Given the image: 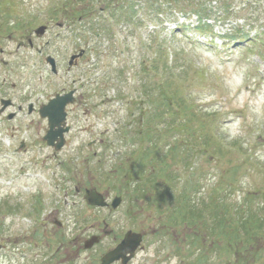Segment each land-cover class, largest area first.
<instances>
[{
  "label": "rangeland",
  "instance_id": "obj_1",
  "mask_svg": "<svg viewBox=\"0 0 264 264\" xmlns=\"http://www.w3.org/2000/svg\"><path fill=\"white\" fill-rule=\"evenodd\" d=\"M41 24L47 29L36 35ZM230 34L247 37L235 41ZM80 47L84 56L68 67ZM47 55L55 59V74ZM144 76L180 89L169 103L195 113L199 122L186 123L189 132L159 137L156 125L171 120L147 122L158 96L141 95ZM0 88L21 104L76 89V102L67 107L70 131L57 151L43 140L47 124L38 114L7 120L0 113V264H99L128 230L143 235L129 264H236V255L263 261L264 238L238 254V240L230 248L209 235L206 209L225 193L236 206L251 198L253 207H264V0H0ZM123 127L129 139L120 136ZM205 135H215L221 147L205 151ZM234 141L252 161L242 162ZM222 148L224 157H208ZM141 152L164 157L168 166H142ZM151 174L156 188L183 189L198 202V218L170 222L169 203L158 195L157 205L131 202L132 187L122 178ZM86 188L122 202L115 210L93 207L83 197ZM91 235L100 240L85 249Z\"/></svg>",
  "mask_w": 264,
  "mask_h": 264
},
{
  "label": "trees",
  "instance_id": "obj_2",
  "mask_svg": "<svg viewBox=\"0 0 264 264\" xmlns=\"http://www.w3.org/2000/svg\"><path fill=\"white\" fill-rule=\"evenodd\" d=\"M169 67H172V66H169ZM172 74H173L174 79L177 81L176 83L184 82V80H182L179 75L177 76V74L175 73H172ZM139 91L142 92L143 96L147 98L148 101L150 99L151 93L154 92L155 95L158 96L157 106H155L154 108V113L151 116H149L147 120L148 123L149 122L153 123L152 117H156V118L168 117V119L171 120L170 122L167 120L166 121L167 124L165 126H162V125L159 126L158 124L156 125L157 129L155 132H157L159 137L162 136L163 138H167L166 137L167 132L170 135H172L174 131L178 133L188 131L186 123L187 124L191 123L192 120L199 122V119L196 117L193 111H190L191 108L188 105L182 104V106H178V103H177L176 105L177 108L176 109L172 108L174 107L175 104L173 105V102L172 104H170L169 101L177 100L176 98H179L177 95H180L181 93H180V89L178 88H174V90H171L170 84L168 83V81L166 80L161 81L160 78H158L157 83H155L153 82L151 76H147L140 82ZM176 119L177 120L180 119L179 120L180 123L176 122ZM179 125H181L182 127H178ZM209 127L210 126H208L207 128ZM121 134L123 138H126L128 135V132L122 131ZM151 138L154 139L153 136H151ZM153 143H150L147 146V148L151 146L154 147ZM218 143H219V140L217 139L215 135H205L204 140H203L204 150L208 151L211 148L221 147ZM230 146L233 149H235L236 152L237 151L242 152L241 145H237V141H234ZM188 149H189V152L191 153L192 147H188ZM174 151L176 154L179 153L177 152L178 150L176 148H174L172 152ZM234 153L231 152L230 154L233 155ZM202 154H205V153H202ZM214 154H217L216 157H218V155L224 157L228 153H225L223 151V148L222 150L212 149L209 152L208 157L214 158ZM185 158L186 157H184V159ZM188 158H189V155L182 162L184 164H187L189 162ZM137 159L141 160L142 166H146V167L150 166L152 170H156L155 164H159V165L161 164V166L167 165L164 160V157H161V156L157 158L152 157L150 152L148 153L141 152L138 155ZM247 159L248 158L244 157V160L242 162L247 161ZM231 170L233 172H236L239 170V168L233 167ZM151 176L152 178L147 179V180L143 178H139V179L122 178L125 185H130V187H132V192L130 194L131 202H133V200H139L140 198V199L150 201L149 203L151 204L152 203L156 204L157 195H158L160 198L159 200H161L160 201L161 203H165V201L169 203L167 205L168 208H167L166 215L170 222L178 221L179 216H183V220L186 223H188V221L185 218L186 216L187 218H190L192 220H196V218H198L197 211L199 209H196L198 202H195L194 200L190 199L188 194L183 189L181 191L180 190L177 191V194H176L168 186H163V188L162 186H159L158 188H156L155 186L158 183L157 175L151 174ZM129 181H132V182L129 183ZM147 182H149L150 184H147ZM224 182H227V180L222 179L219 182V184L223 186ZM173 190H176V188ZM227 191L229 190L227 189ZM150 192L154 194H150ZM224 195H227V194L225 193L223 195L222 194L219 195L217 200L214 199V202H213V199H211V201L208 202L209 207L206 206L207 207L206 210L209 211L208 215L211 217L210 224L209 223L207 224V226H209V235L212 236L214 240L217 238H221V241L224 240L225 243L227 242L228 245H230V248L233 247V242L235 240H238V242H240V245L238 246L235 245V246L237 249L236 253L240 254L242 251L247 250L246 245L248 246L249 244H253L254 242L258 241V239L264 238V230H262V227L264 226V223H263L264 222V207H259V205L257 204H256V207H253V204H252L253 200L251 198H245L240 206H236L235 204H233L232 201H227ZM173 201H175L176 203L174 204ZM201 204H204V201ZM231 210H232V213L235 215L229 216V218H225L224 214L230 213ZM36 211H39V209H36ZM205 213L207 214L206 211ZM237 214H238V217H237ZM203 238L204 237L202 236L201 241L203 240ZM201 241L198 242V244H201ZM198 255H201V254L198 253ZM236 256L237 257L235 259H237V262L239 260H242L240 264H256L254 261H251L250 256H247V257L244 256L243 258H240V255H236ZM252 257L254 258L255 261L263 258V256L261 255H252ZM237 262L235 263L237 264ZM260 264H264V259Z\"/></svg>",
  "mask_w": 264,
  "mask_h": 264
},
{
  "label": "water",
  "instance_id": "obj_3",
  "mask_svg": "<svg viewBox=\"0 0 264 264\" xmlns=\"http://www.w3.org/2000/svg\"><path fill=\"white\" fill-rule=\"evenodd\" d=\"M45 30V26H40L36 29L37 34H42ZM47 60L51 64L52 70L55 71V62L53 58L47 57ZM72 92L60 96L56 95L54 98L50 99L46 105H43L40 109L41 116L47 117L48 120V130L44 136L45 140L49 145H54L56 149H59L63 144V132L68 130V127H63L65 122V106L67 103L71 102ZM7 105L6 103L4 106ZM57 138V143L54 144L53 141ZM85 199L91 205L105 207L107 202L104 199V196L97 192L96 190H86ZM121 202V198L116 196L111 202V206L116 208ZM99 241L97 235H92L86 239L83 243L84 248H91L95 243ZM141 241V234L127 231L122 240L114 247L113 249L106 252L101 257V264H110L116 260L121 259L125 264L131 256H133L137 246ZM129 253L130 255H127Z\"/></svg>",
  "mask_w": 264,
  "mask_h": 264
},
{
  "label": "flooded vegetation",
  "instance_id": "obj_4",
  "mask_svg": "<svg viewBox=\"0 0 264 264\" xmlns=\"http://www.w3.org/2000/svg\"><path fill=\"white\" fill-rule=\"evenodd\" d=\"M79 61V59L75 60L74 61V64H77ZM1 90V88H0ZM29 95V93L27 94V96ZM6 98H8L7 96H4V95H1L0 93V113L1 114H6L5 117L7 119H9L8 115L9 114H14V116L17 115L18 112H21L23 110V107L20 103H17L15 104L13 101L11 103V106L9 108H6V109H2V106H1V102L3 100H5ZM76 102V100L73 102V104ZM44 104V101L42 102H38V99H34L32 101H28L26 103V107L24 108V111L26 113V115H31V114H39V109L40 107ZM15 109L16 111H10L9 109ZM3 120V118H0V122ZM42 120H45L44 118H42Z\"/></svg>",
  "mask_w": 264,
  "mask_h": 264
}]
</instances>
